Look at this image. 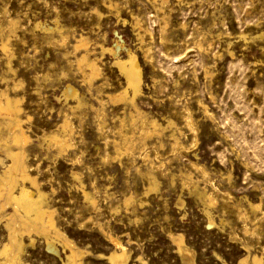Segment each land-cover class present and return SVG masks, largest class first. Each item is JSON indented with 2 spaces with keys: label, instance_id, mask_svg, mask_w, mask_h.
Masks as SVG:
<instances>
[{
  "label": "rangeland",
  "instance_id": "374dc122",
  "mask_svg": "<svg viewBox=\"0 0 264 264\" xmlns=\"http://www.w3.org/2000/svg\"><path fill=\"white\" fill-rule=\"evenodd\" d=\"M158 3L0 0V89L19 98L37 182L27 185L63 235L23 234V263L64 264V237L83 264H113V239L127 251L119 264L264 261V0ZM80 37L100 60L92 80ZM128 50L143 69L136 106L109 97L125 86L114 61Z\"/></svg>",
  "mask_w": 264,
  "mask_h": 264
},
{
  "label": "bare ground",
  "instance_id": "6f19581e",
  "mask_svg": "<svg viewBox=\"0 0 264 264\" xmlns=\"http://www.w3.org/2000/svg\"><path fill=\"white\" fill-rule=\"evenodd\" d=\"M154 1H159L158 5L161 8L165 6L168 0ZM50 29L52 28L49 27L48 30ZM74 46L76 49L83 47L84 52L82 55L80 54L81 57L77 60L81 66H85L88 69L91 80L96 78L101 70L98 62L99 57L92 58V55L90 56L91 52L88 48V40L80 37ZM99 48H101L102 53L114 51L112 47L102 44ZM114 65L125 79V86L120 93L118 92L117 95H110L109 97L115 100H128L136 106V98L142 93V83L144 80L143 69L141 68L137 55L134 51L128 50L127 56L117 57ZM64 94L65 96L79 97L78 90L70 84L66 86ZM20 112L19 98L16 99L6 90L0 89V115L4 118V122L0 120V127L2 124L8 126L6 137L0 138V152H3L5 156L10 158V161L6 162L5 157H0V165L3 168L0 171V214L4 213L5 227L9 230V240L0 245V264H26L22 261V255L27 246L23 237L25 233H29L28 235L30 236L33 231L42 229L48 232H54L57 238L63 237L62 233L55 227L52 211L44 204V193L40 188L34 191L27 185L28 181L34 185H37V182L29 171L30 165L27 161L26 153L29 135L22 126ZM153 124L157 125L156 122H153ZM62 126L66 131L68 130V127H70L68 119H65ZM50 139L54 141V144L60 151L65 150L71 143H69L67 138L55 132L50 135ZM8 206L13 210L7 211ZM183 237L180 234L178 238H174L178 243L179 250H182ZM29 239H31L32 243L33 238ZM113 240L118 250H114L109 254V259L113 264H119L126 259L127 251L121 245L120 241ZM63 241L71 249H69L70 254L67 255V260L64 264H83L81 260L83 251L75 247L73 241L66 237L63 238ZM47 246L50 251H58L54 239L49 236L47 237ZM251 264H264V261L255 255L251 260Z\"/></svg>",
  "mask_w": 264,
  "mask_h": 264
}]
</instances>
